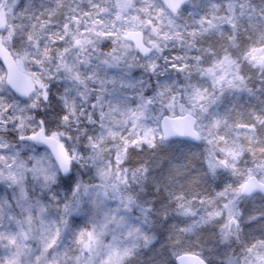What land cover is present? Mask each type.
Here are the masks:
<instances>
[{
  "label": "snow or ice",
  "instance_id": "6c2138e0",
  "mask_svg": "<svg viewBox=\"0 0 264 264\" xmlns=\"http://www.w3.org/2000/svg\"><path fill=\"white\" fill-rule=\"evenodd\" d=\"M0 264H264V0H0Z\"/></svg>",
  "mask_w": 264,
  "mask_h": 264
}]
</instances>
